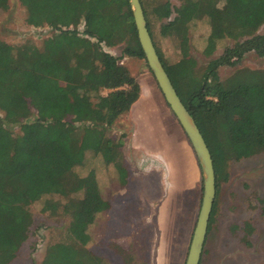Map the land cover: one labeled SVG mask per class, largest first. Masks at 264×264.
<instances>
[{"label": "trees", "instance_id": "1", "mask_svg": "<svg viewBox=\"0 0 264 264\" xmlns=\"http://www.w3.org/2000/svg\"><path fill=\"white\" fill-rule=\"evenodd\" d=\"M9 1L0 0V10L8 9ZM17 1L27 24L54 32L40 48L0 40V264L12 262L30 237V207L38 203L41 213L57 223L40 264H106L88 248V228L111 207L74 168L83 165L87 151L101 155L106 164L116 162L118 149L112 148L104 129L141 94L136 76L103 49L123 44L124 56L144 60L129 1ZM140 2L160 61L210 151L217 195L218 182L227 180L229 162L264 154V69L236 68L245 55L264 58V34L259 33L264 0H177L173 7L166 1L154 9L158 20L174 14L159 26L158 37L172 38L179 47L187 41L190 26L203 20L209 28L206 57L218 43L232 42L207 63L200 77L163 60L149 5ZM191 61L185 57L183 62ZM222 67L235 70L221 80ZM183 72L191 81L186 93L180 90L188 84ZM69 117L90 127H73L66 122ZM116 167L122 176L123 169Z\"/></svg>", "mask_w": 264, "mask_h": 264}, {"label": "rangeland", "instance_id": "2", "mask_svg": "<svg viewBox=\"0 0 264 264\" xmlns=\"http://www.w3.org/2000/svg\"><path fill=\"white\" fill-rule=\"evenodd\" d=\"M144 1L149 5V21L157 46L169 66L175 64L179 70L188 67L193 76L200 77L207 63L232 45L231 41H222L216 51L206 57L203 49L209 28L204 20L190 26L187 41L180 47L172 38L161 39L158 37L159 26L167 23L174 14L158 20L154 9L166 1L171 7L178 2ZM53 32L47 26L27 24L25 12L17 0H10L8 9L0 10V40L4 43L19 46L29 42L40 48L42 41ZM259 33L264 34V25ZM123 47L122 44L103 49L120 58L119 63L136 76L141 94L129 111L104 129V134L113 141L112 148L118 149L116 162L106 164L101 155L87 151L83 165L74 168L77 175L92 181L110 207L112 204V208L96 215L89 226L88 248L106 264H185L201 204V171L192 147L167 106L145 59L124 56ZM185 57L192 61L184 64ZM236 68L264 69V58L245 55ZM234 70L220 68V79H226ZM186 74H182L188 83L181 85L183 93L189 91L191 82ZM176 90H179L177 86ZM66 122L79 129L90 127V123L74 121L70 117ZM117 164L123 169V180ZM194 166L200 172V187L186 191L189 187L192 189L189 184ZM224 172L227 180L218 182L214 211L199 264H264V154L231 161ZM40 207L39 203L30 207L34 221L31 235L9 264H40L51 228L57 224L50 222ZM38 241L34 248L33 244Z\"/></svg>", "mask_w": 264, "mask_h": 264}, {"label": "water", "instance_id": "3", "mask_svg": "<svg viewBox=\"0 0 264 264\" xmlns=\"http://www.w3.org/2000/svg\"><path fill=\"white\" fill-rule=\"evenodd\" d=\"M128 1L132 11L137 40L146 64L167 106L192 147L201 171V204L185 260V264H199L216 196V176L213 159L199 128L182 102L160 61L147 28V22L140 0Z\"/></svg>", "mask_w": 264, "mask_h": 264}, {"label": "crops", "instance_id": "4", "mask_svg": "<svg viewBox=\"0 0 264 264\" xmlns=\"http://www.w3.org/2000/svg\"><path fill=\"white\" fill-rule=\"evenodd\" d=\"M199 169H196L195 166L193 167V171H192V182L189 184L192 186V189L191 187H189L190 189H187L186 191H193L194 189H198V187H200L199 185V179H200V174H199ZM178 177V176H177ZM178 189V185L176 186ZM182 186L180 185V188ZM183 188H181L180 190H182ZM122 191H126V190H122ZM111 208H112V204H111Z\"/></svg>", "mask_w": 264, "mask_h": 264}]
</instances>
